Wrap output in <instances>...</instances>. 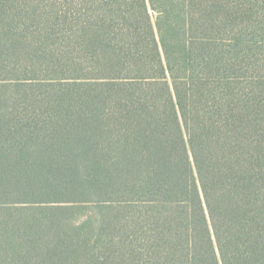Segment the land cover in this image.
Returning a JSON list of instances; mask_svg holds the SVG:
<instances>
[{"label": "trees", "instance_id": "16d2710c", "mask_svg": "<svg viewBox=\"0 0 264 264\" xmlns=\"http://www.w3.org/2000/svg\"><path fill=\"white\" fill-rule=\"evenodd\" d=\"M0 264H264V0H0Z\"/></svg>", "mask_w": 264, "mask_h": 264}]
</instances>
